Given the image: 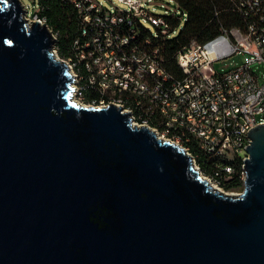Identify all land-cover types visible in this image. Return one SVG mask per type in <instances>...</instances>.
Segmentation results:
<instances>
[{"label": "water", "instance_id": "1", "mask_svg": "<svg viewBox=\"0 0 264 264\" xmlns=\"http://www.w3.org/2000/svg\"><path fill=\"white\" fill-rule=\"evenodd\" d=\"M0 0V264H264V122L238 193L120 106H82L44 23Z\"/></svg>", "mask_w": 264, "mask_h": 264}, {"label": "built area", "instance_id": "2", "mask_svg": "<svg viewBox=\"0 0 264 264\" xmlns=\"http://www.w3.org/2000/svg\"><path fill=\"white\" fill-rule=\"evenodd\" d=\"M67 1L78 29L61 55L45 18L34 14L32 21L44 23L55 38L51 50L73 75L74 101L120 106L132 125L181 147L213 189L234 193L221 183L233 172L227 162L240 159L243 181L249 129L264 122V0H228L220 10L237 22L219 21L212 36L181 45L173 56L179 73L167 68L163 47L187 20L177 0H116L123 9L104 0ZM234 54H243V61L222 71L211 67ZM201 158L213 162L210 172L199 168Z\"/></svg>", "mask_w": 264, "mask_h": 264}, {"label": "trees", "instance_id": "3", "mask_svg": "<svg viewBox=\"0 0 264 264\" xmlns=\"http://www.w3.org/2000/svg\"><path fill=\"white\" fill-rule=\"evenodd\" d=\"M184 8L187 20L181 32L173 38L164 42L165 56L167 57V68L179 73L174 59V52L185 44L189 39L195 38L203 41L217 32L218 22L230 25L237 22V17L233 13L220 10L228 4V0H177ZM28 7H40L35 11L38 17H44L46 25L57 34V47L59 55L68 46L70 40L78 29L77 15L73 6L67 0H31ZM29 8V9H30ZM218 10L217 16L214 11ZM196 162L205 174L211 171L213 162L199 159ZM232 166L233 172L230 176L221 180L225 190H233L243 187L241 179L242 162L239 158H234L227 162Z\"/></svg>", "mask_w": 264, "mask_h": 264}, {"label": "rangeland", "instance_id": "4", "mask_svg": "<svg viewBox=\"0 0 264 264\" xmlns=\"http://www.w3.org/2000/svg\"><path fill=\"white\" fill-rule=\"evenodd\" d=\"M18 1H19L20 5L22 6L21 8L24 9V14H23L24 18L28 19V20H32L34 14H35V11L37 9H39L40 7H38L37 5L34 6L33 9L28 7L27 4L29 2H31V0H18ZM104 2H105L106 6L112 5V6H117L121 9L125 8V5L123 3L118 2L116 0H112V1L104 0ZM243 58H244L243 54H234V55L229 56L227 58L220 59V60L213 62L211 64V67L216 71L226 70V69L232 68L235 65L239 64L241 61H243ZM241 190H242V187L238 188V189L228 190V191H232L234 193H237V192H240Z\"/></svg>", "mask_w": 264, "mask_h": 264}]
</instances>
